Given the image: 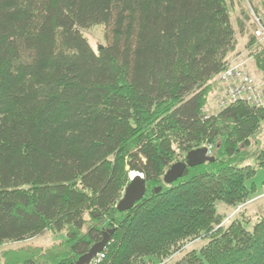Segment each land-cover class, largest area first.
I'll list each match as a JSON object with an SVG mask.
<instances>
[{"label": "trees", "instance_id": "16d2710c", "mask_svg": "<svg viewBox=\"0 0 264 264\" xmlns=\"http://www.w3.org/2000/svg\"><path fill=\"white\" fill-rule=\"evenodd\" d=\"M229 6L0 0V262L74 264L112 230L98 264H264V216L245 214L255 167L239 164L264 107L206 111L237 49ZM101 24L94 49L83 29ZM246 34L264 73V44ZM204 145L213 161L164 184ZM256 158L264 167V150ZM132 170L146 193L119 212ZM46 233L60 238L2 249Z\"/></svg>", "mask_w": 264, "mask_h": 264}, {"label": "rangeland", "instance_id": "374dc122", "mask_svg": "<svg viewBox=\"0 0 264 264\" xmlns=\"http://www.w3.org/2000/svg\"><path fill=\"white\" fill-rule=\"evenodd\" d=\"M230 3V11L232 12L231 21L233 22V25L235 27V34L237 35V49L235 52L230 54L229 56V64L232 62H243L244 69L247 70V72L253 77L254 80H256L258 83L261 84V87H264V73L261 72L258 68H256L254 60L250 55L248 54L246 42H247V34L246 33H252L254 34V37L257 38L258 42H261L264 44V39L257 36L254 31L256 28V25H254L253 18L254 15H256L262 24L264 25V0H228ZM242 22L243 30L242 32H239V25L238 22ZM104 26L101 25H93L90 26L87 29H83V34L89 41V44L92 45V48H97L101 46V44H105L106 40L104 38L105 33ZM218 85V84H217ZM221 89V88H220ZM218 94L216 93V90H214L213 93L209 94V102L207 103L206 111H215L218 108L217 105V98L219 96V89ZM264 107V106H261ZM248 157H246V160L240 161L239 164L243 165L246 163H250L254 165L255 167V175L251 180H247L246 184H250V182H253L255 185V190L257 196L248 201V203L245 206V214L251 215L252 217H258L261 214L264 216V167L257 165V158L256 155L259 151L264 150V127L260 131H258L255 135L251 137V144L248 147ZM212 154V153H211ZM210 154V155H211ZM226 210H230L229 208H225ZM225 209H221L222 211ZM252 224L249 225L246 224V227L249 228ZM60 237H53L50 236L49 233H46L44 235H40L39 237H34L31 239H28L26 241H19L16 243H5L2 246V249L8 248V247H17L18 245H26V244H34L36 246L49 245L52 241L57 240ZM204 241V239H203ZM203 241L195 242V244L198 246ZM0 264H3L0 262Z\"/></svg>", "mask_w": 264, "mask_h": 264}, {"label": "water", "instance_id": "95a60500", "mask_svg": "<svg viewBox=\"0 0 264 264\" xmlns=\"http://www.w3.org/2000/svg\"><path fill=\"white\" fill-rule=\"evenodd\" d=\"M215 159L214 155L208 154V149L206 146H199V148L191 149L187 152L184 160H177L168 167L163 177L164 184H171L177 181L178 178L182 177L185 169L188 166H198L204 162H211ZM130 182L124 187L123 195L117 201L116 209L120 211H125L141 200L146 193V181L143 177V174L136 171L134 174H129ZM156 191L160 190V186L154 188ZM109 232L102 233V239L97 243H94L87 251L80 255L74 264H87L89 261L94 258L102 249L106 246L109 240Z\"/></svg>", "mask_w": 264, "mask_h": 264}, {"label": "built area", "instance_id": "2783aa9c", "mask_svg": "<svg viewBox=\"0 0 264 264\" xmlns=\"http://www.w3.org/2000/svg\"><path fill=\"white\" fill-rule=\"evenodd\" d=\"M253 22L256 25L254 33L264 39V25L256 15H254ZM218 79L222 81L217 98L219 109L237 100H245L254 107L264 106V87H261V84L244 69L243 62H232L219 74ZM210 148L207 146L208 154H211ZM102 256L101 252L87 264H94Z\"/></svg>", "mask_w": 264, "mask_h": 264}, {"label": "crops", "instance_id": "0c3cea01", "mask_svg": "<svg viewBox=\"0 0 264 264\" xmlns=\"http://www.w3.org/2000/svg\"><path fill=\"white\" fill-rule=\"evenodd\" d=\"M217 87H216V93L218 94V90L217 89H219V91H220V88H221V86H222V81H219V79L217 78Z\"/></svg>", "mask_w": 264, "mask_h": 264}, {"label": "bare ground", "instance_id": "6f19581e", "mask_svg": "<svg viewBox=\"0 0 264 264\" xmlns=\"http://www.w3.org/2000/svg\"><path fill=\"white\" fill-rule=\"evenodd\" d=\"M204 146H206V145H204ZM130 172H131V174H134L136 171H135V170H132V171H130ZM129 174H130V173H129ZM99 253H101V252H99ZM96 256H97V255H96ZM96 256H95V257H96ZM92 259H93V258H92ZM92 259H91V260H92ZM98 263H99V261H95V262H94V264H98Z\"/></svg>", "mask_w": 264, "mask_h": 264}]
</instances>
